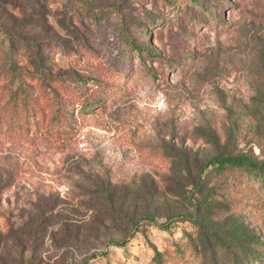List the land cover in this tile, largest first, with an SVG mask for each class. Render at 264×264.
<instances>
[{
	"label": "rangeland",
	"instance_id": "1",
	"mask_svg": "<svg viewBox=\"0 0 264 264\" xmlns=\"http://www.w3.org/2000/svg\"><path fill=\"white\" fill-rule=\"evenodd\" d=\"M12 60L76 122L0 100V264H264V181L203 173L264 162V0H0Z\"/></svg>",
	"mask_w": 264,
	"mask_h": 264
},
{
	"label": "trees",
	"instance_id": "2",
	"mask_svg": "<svg viewBox=\"0 0 264 264\" xmlns=\"http://www.w3.org/2000/svg\"><path fill=\"white\" fill-rule=\"evenodd\" d=\"M196 1V0H191ZM5 35L9 40H11L12 36H10L7 32ZM40 50V49H39ZM35 49L32 51L33 56H37L34 52ZM145 52V49L142 50ZM40 52V51H39ZM147 53V52H146ZM40 57L42 56L39 53ZM149 54V53H148ZM42 59V58H41ZM42 63V60H38V62L32 63V69L36 74H51V69L48 66H45ZM4 75L10 77L9 87L5 89L6 96L3 93H0V100L4 99V104L6 105L8 102L10 104V108H12L14 113H21L25 114L28 112H35L37 109L41 110L43 113V109L46 108L45 106L49 107V110L55 108L54 120L56 123L68 125V127L73 130V126L76 120L73 118L74 116V105L71 104L68 99H64L58 95L57 88L49 87L51 97L47 98V105L43 107H38L37 103L35 102V97H33V93L31 90L33 89L32 85L29 81L32 78L31 71L24 66L17 65L15 61H11V63L4 67ZM4 76V77H5ZM50 76V75H49ZM3 77L2 81L5 80ZM57 79L54 80L56 83L62 85L66 81H81L82 77L78 74H71L69 77H59L56 76ZM13 85L15 87H13ZM0 88V92H1ZM84 104V102L82 103ZM92 105V104H91ZM99 107V106H98ZM5 109L8 108L7 106L4 107ZM20 118L15 116V121H19ZM26 122V121H24ZM69 133V132H68ZM227 167H237L243 169L247 174L250 175L252 179L254 178H261L264 181V162L256 161L252 159L250 156L244 154L238 155H231V154H218L214 157H211L206 164V167L203 171L209 172L211 170L223 171ZM207 170V171H206ZM157 223V222H156ZM161 226L169 227L171 225L170 220L162 221L158 223Z\"/></svg>",
	"mask_w": 264,
	"mask_h": 264
},
{
	"label": "built area",
	"instance_id": "3",
	"mask_svg": "<svg viewBox=\"0 0 264 264\" xmlns=\"http://www.w3.org/2000/svg\"><path fill=\"white\" fill-rule=\"evenodd\" d=\"M98 264H104V262H103L102 260H100V261L98 262Z\"/></svg>",
	"mask_w": 264,
	"mask_h": 264
}]
</instances>
